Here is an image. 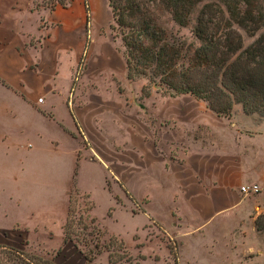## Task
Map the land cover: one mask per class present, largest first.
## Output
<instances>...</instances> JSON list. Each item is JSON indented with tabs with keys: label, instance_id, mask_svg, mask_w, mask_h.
Masks as SVG:
<instances>
[{
	"label": "crops",
	"instance_id": "crops-1",
	"mask_svg": "<svg viewBox=\"0 0 264 264\" xmlns=\"http://www.w3.org/2000/svg\"><path fill=\"white\" fill-rule=\"evenodd\" d=\"M85 6L101 0H0V251H63L73 180L91 198L78 176L86 164L117 206L111 189L141 188L147 264L170 254L151 227L174 244L172 264H264V118L240 103L218 114L190 93L122 102L111 74L85 95V80L102 79L80 74L100 45L87 40ZM250 183L259 192L240 191Z\"/></svg>",
	"mask_w": 264,
	"mask_h": 264
},
{
	"label": "trees",
	"instance_id": "trees-1",
	"mask_svg": "<svg viewBox=\"0 0 264 264\" xmlns=\"http://www.w3.org/2000/svg\"><path fill=\"white\" fill-rule=\"evenodd\" d=\"M106 2L109 26L123 46L126 77L147 81L141 88L144 96L149 94L145 89L162 96L190 93L218 114L226 115L233 103H240L246 114L264 118V30L256 35L264 27V0ZM196 8L191 39L162 23L168 16L178 27H188ZM242 32L251 38L246 45ZM75 188L73 180L69 198ZM68 217L69 208L64 242ZM256 227L264 229V214Z\"/></svg>",
	"mask_w": 264,
	"mask_h": 264
},
{
	"label": "rangeland",
	"instance_id": "rangeland-1",
	"mask_svg": "<svg viewBox=\"0 0 264 264\" xmlns=\"http://www.w3.org/2000/svg\"><path fill=\"white\" fill-rule=\"evenodd\" d=\"M63 3L64 0H37L38 6L41 4L52 7ZM197 9L192 13L188 27H178L168 16L162 18V23L168 29L178 30L180 34L191 39L189 29L194 23ZM84 18L86 33L90 35L87 40L90 42L92 38L94 43L99 42L100 45L91 54L86 52L80 65V74L95 75V77L99 74L102 75V79H107L105 81L101 78L85 80L84 94L92 95L93 90L90 88L92 86L101 88L103 84L108 83V74H111L116 84L118 100L126 103L133 102V104L137 103L142 106L144 93L141 92V88L146 85L147 81L144 78L128 79L126 77L123 46L120 38L109 26L111 22L109 7L104 6L103 0H101L100 9L96 12L85 6ZM263 30L264 27L258 30L256 35ZM242 37L244 45L251 41V38L243 32ZM145 91H149V94L156 92L154 89H145ZM97 100V97H93L94 102ZM138 111L141 110L138 109ZM90 144H92L91 141ZM89 148L90 155L95 156L97 154L96 156H98L93 148ZM136 166L144 167V163L143 165L136 164ZM78 176L81 187L90 191L91 198L76 188L71 190L69 217L66 226L68 235L66 242H64L63 251H52L47 258L30 252L25 253L24 258L29 259L32 264H147V260L144 261V196L142 198L138 196L141 188H136L137 191H135L133 188L126 189L121 185V188L115 189H111L109 186L117 197V206L114 204L111 194L103 186L98 171L86 164H81ZM108 184L111 185L109 179ZM34 206L41 208L42 205L34 204ZM109 207L114 208L113 217L107 215V213L111 214V211L107 212ZM90 213L100 224L92 218ZM146 230L151 235L149 237L151 240L158 239L159 245L170 250L168 257H163V260H160L158 264H172L174 244L168 240L166 235L156 231L154 227ZM24 258L7 250L0 251V262L3 263L31 264ZM155 258L159 260L160 256L155 255Z\"/></svg>",
	"mask_w": 264,
	"mask_h": 264
},
{
	"label": "built area",
	"instance_id": "built-area-1",
	"mask_svg": "<svg viewBox=\"0 0 264 264\" xmlns=\"http://www.w3.org/2000/svg\"><path fill=\"white\" fill-rule=\"evenodd\" d=\"M38 101H41V98H39ZM259 190L260 187L255 183L243 184L240 186V191L246 194H254L259 192Z\"/></svg>",
	"mask_w": 264,
	"mask_h": 264
}]
</instances>
